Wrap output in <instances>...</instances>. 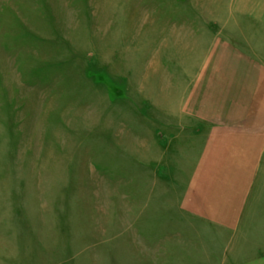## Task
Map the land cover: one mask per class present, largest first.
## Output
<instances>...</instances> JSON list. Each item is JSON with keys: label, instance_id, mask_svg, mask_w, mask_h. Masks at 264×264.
Listing matches in <instances>:
<instances>
[{"label": "rangeland", "instance_id": "rangeland-1", "mask_svg": "<svg viewBox=\"0 0 264 264\" xmlns=\"http://www.w3.org/2000/svg\"><path fill=\"white\" fill-rule=\"evenodd\" d=\"M234 17L230 0H0V264L200 245L173 205L197 146L170 87ZM237 21L264 60V29Z\"/></svg>", "mask_w": 264, "mask_h": 264}, {"label": "crops", "instance_id": "crops-1", "mask_svg": "<svg viewBox=\"0 0 264 264\" xmlns=\"http://www.w3.org/2000/svg\"><path fill=\"white\" fill-rule=\"evenodd\" d=\"M230 4L235 17L227 33L215 36L199 60L191 59L197 70L185 84L175 78L170 87L169 115L178 112L179 125L197 146L178 172L185 174L184 186L173 194V205L200 245L160 249L167 260L149 264H264L262 39L246 35L237 21L264 29V0Z\"/></svg>", "mask_w": 264, "mask_h": 264}]
</instances>
